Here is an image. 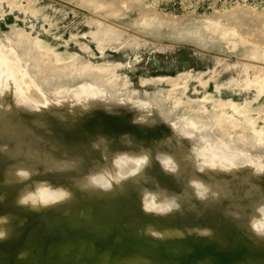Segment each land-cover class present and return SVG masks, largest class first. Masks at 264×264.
I'll list each match as a JSON object with an SVG mask.
<instances>
[{"label": "rangeland", "instance_id": "rangeland-1", "mask_svg": "<svg viewBox=\"0 0 264 264\" xmlns=\"http://www.w3.org/2000/svg\"><path fill=\"white\" fill-rule=\"evenodd\" d=\"M7 1L0 0V13L4 12L0 14V143L8 145L12 155H19L13 159L0 154V179L15 166H27L55 169L34 179L71 186L70 176L77 173H61L56 168L68 157H83L79 174L86 172L99 157L90 150L98 135L115 138V150L122 147L119 137L124 133L150 146L153 140L171 136L172 129L181 140L176 156L185 180L195 175L193 162L187 159L192 147L223 167L241 158L249 164L264 163V155L253 156L254 150L247 149L250 140L264 132V91H260L264 0ZM62 63H69L67 72ZM74 66L84 74L81 68L75 72ZM101 69L105 71L97 72ZM113 82L119 85L112 86ZM53 102L65 105L49 109ZM131 104L150 107L160 123L155 127L133 124V113L123 106ZM245 105L250 109L242 112ZM58 138L73 145L72 149ZM148 172L170 190L181 191L159 164L154 163ZM248 172L249 168L241 169V175ZM208 175L213 176L211 169ZM256 182L264 184V179ZM217 183L232 185L237 195L241 191L227 178ZM128 186L133 194L77 192L66 205L31 214L14 205L23 186L0 183V193L7 197L0 204V214L15 216L12 237L0 242V264H264L260 252L264 242L249 238L245 221L237 226L224 215L230 201L212 205L199 217L189 212L158 218L141 211L135 187ZM21 220L26 223L21 225ZM150 224L161 229L209 226L215 230L213 239L227 244L217 245L212 238L196 235L177 238V232L169 233L171 238H153L143 233ZM21 252L24 259L19 258Z\"/></svg>", "mask_w": 264, "mask_h": 264}, {"label": "clouds", "instance_id": "clouds-1", "mask_svg": "<svg viewBox=\"0 0 264 264\" xmlns=\"http://www.w3.org/2000/svg\"><path fill=\"white\" fill-rule=\"evenodd\" d=\"M17 105L30 113H40L38 109ZM63 105L65 104L58 105L53 102L49 109L60 108ZM123 106H127L133 113V124L155 127L160 123L155 120L154 112L148 106L137 104ZM105 107L110 113L115 110ZM56 115L64 119L59 113ZM161 122L167 124V121ZM172 130L171 136L153 140L150 146L138 141L131 133H124L119 137V145L122 147L115 150L113 149L115 138L98 135L91 141L90 150L99 153V157L86 172L79 174L85 163L83 157H68L56 170L61 173H77L70 176L71 186L54 183L51 179H34L41 175L40 169L27 166H15L10 172H6L3 183L9 186L22 185L16 195L15 205L34 213L66 205L74 200L77 192L111 194L117 190L123 192L128 185L135 187L141 211L158 218L184 216L189 212L199 217L212 205L227 200L230 203L224 209V215L237 222V226L239 222L245 221V232L249 238L264 242V184L256 182L264 179V163L237 162L223 167L204 159L197 149L192 147L187 159L193 162L195 175H189L185 180V174L176 156L177 149L181 147V140L175 129ZM0 154L12 155L9 146L4 143H0ZM18 155H12V158L17 159ZM20 163L22 164L23 161L21 160ZM154 163L159 164L165 175L175 178L181 186V191L170 190L158 177L148 172ZM244 168H249L250 172L241 175V169ZM209 169L213 171V176L208 175ZM217 172L220 175H216ZM221 178H227L234 185L239 186L241 189L239 195L232 185L225 187L217 183ZM6 199V195L0 193V204ZM20 223L23 225L26 220H21ZM12 224L11 213L0 214V242L12 237ZM172 232L179 233L177 238H184L187 235L202 238L215 236L212 227L199 224L188 226L186 229H161L150 224L143 229L145 235L158 239L171 238L168 234ZM24 256L23 252L19 254L20 259H24Z\"/></svg>", "mask_w": 264, "mask_h": 264}, {"label": "bare ground", "instance_id": "bare-ground-1", "mask_svg": "<svg viewBox=\"0 0 264 264\" xmlns=\"http://www.w3.org/2000/svg\"><path fill=\"white\" fill-rule=\"evenodd\" d=\"M9 1H10V0H9ZM9 1H7V2H9ZM9 3H10V2H9ZM10 5H11V4H10ZM12 6H13V5H12ZM3 13H4V12H3ZM3 13H2V14H3ZM0 14H1V13H0ZM2 14H1V15H2ZM240 15H241V14H240ZM233 16H234V15H233ZM238 17H240V16H238ZM241 17H242V16H241ZM234 20H235V19H234ZM239 20H241V19H239ZM239 20H238V21H239ZM245 21H246V20H245ZM240 22H241V21H240ZM247 22H249V21H247ZM252 23H253V22H252ZM254 23H255V22H254ZM248 24L251 25V23H248ZM240 25H242V24H240ZM250 25H248V27H249ZM252 25H253V24H252ZM252 25H251V26H252ZM257 25H258V24H257ZM11 26H12V25H11ZM11 26H10V27H11ZM13 26H14V25H13ZM243 26H244V25H243ZM245 26H246V22H245ZM252 27H253V26H252ZM13 28H14V27H13ZM15 28H16V27H15ZM239 28H240V27H239ZM253 28L255 29L256 27H253ZM253 28H251V29H253ZM242 29H244V28H242ZM242 29H241V30H242ZM247 29H248V28H247ZM254 29H253V30H254ZM257 29L259 30V28L257 27L254 31H256ZM10 30H11V29H10ZM248 30H249V29H248ZM253 30H252V33H253ZM19 31H20V30H19ZM14 32H15V31H14ZM14 32H13V30H12V34H14ZM248 32H249V31H248ZM259 32H260V31H258V33H259ZM261 32L264 33V31H261ZM261 32H260V33H261ZM18 33H21V32H18ZM100 33H101V32H100ZM252 33H251V36H252ZM12 34H11V37H12ZM15 34H16V33H15ZM15 34H14V35H15ZM22 34H24V33H22ZM22 34H21V35H22ZM103 34H104V33H103ZM105 34H107V33H105ZM249 34H250V32H249ZM256 34H257V33L255 32V34H253V36H255ZM96 35H97V34H96ZM258 35H259V34H258ZM263 35H264V34H262V36H263ZM26 36H27V35H26ZM102 36H103V35H102ZM104 36H105V35H104ZM6 37H7V35H6ZM20 37H21V36H20ZM20 37H18V38H20ZM24 37H25V36H24ZM22 38H23V37H22ZM25 38H26V37H25ZM253 38H255V37H253ZM261 38H262V37H260V39H261ZM263 38H264V37H263ZM263 38H262V39H263ZM15 39H17V38H15ZM20 39H21V38H20ZM20 39H17V40H20ZM23 39H24V38H23ZM28 39H30V37H29ZM37 39H38V37H37ZM106 39H107V38H106ZM255 39H256V38H255ZM257 39H258V38H257ZM262 39H261V40H262ZM1 40H2V39H1ZM31 40H32V39H31ZM4 41H5V40H4ZM12 41H13V40H12ZM22 41H24V40H21V42H22ZM25 41H26V40H25ZM28 41H29V40H28ZM37 41H38V40H37ZM40 41H41V40H40ZM34 42H35V41H34V39H33V44H34ZM262 42H263V40H262ZM1 43H2V42H1ZM24 43H25V42H24ZM31 44H32V42H31ZM29 45H30V44H29ZM34 45H36V43H35ZM32 46H33V45H32ZM38 46H39V43H38ZM24 48H25V47H23V49H24ZM28 48H29V47H27V49H28ZM35 48H36V46H35ZM35 48H33V49H34L36 52L40 49V48H38V50H37V49H35ZM4 49H5V47H4ZM27 49H26V51H27ZM29 49H30V48H29ZM31 49H32V47H31ZM31 49H30V50H31ZM20 50H22V49H20ZM24 50H25V49H24ZM30 50H29V51H30ZM52 50H53V49H52ZM26 51H25V52H26ZM55 51H56V50H55ZM25 52H24V53H25ZM27 52H28V51H27ZM40 52H41V51H40ZM42 52H43V51H42ZM42 52H41V53H42ZM44 52H45V51H44ZM52 52H53V51H52ZM31 53H32V52H31ZM56 53H57V52H56ZM10 54H11V53H10ZM29 54H30V53H29ZM46 54H47V52H46ZM48 54L50 55V53H48ZM51 54H52V53H51ZM59 54H60V52H59ZM63 54H64V53H63ZM22 55H23V54H22ZM42 55H43V54H41V56H42ZM56 55H57V54H56ZM27 56H29V55H27ZM23 57H24V56H23ZM45 57H46V56L44 55V58H45ZM58 57H59V56H57V58H58ZM60 57H61V56H60ZM17 58H18V57H17ZM27 58H28V57H27ZM38 58L41 59L40 56H38ZM31 59H32V58H31ZM46 59H47V58H46ZM51 61H52V60H51ZM51 61H50V62H51ZM38 62H39V61H38ZM68 64H69V63H68ZM68 64H66L65 66L67 67ZM73 64H74V63H73ZM62 65H63V63H62ZM71 65H72V64H71ZM48 66H49V65H48ZM57 66H58V65H56V67H57ZM63 66H64V65H63ZM65 66H64V67H65ZM68 66H69V65H68ZM61 67H62V66H61ZM72 67H73V66H72ZM76 67H78V65H76ZM58 68H59V66H58ZM62 68H63V67H62ZM62 68H61V69H62ZM68 68H69V67H67V68H66L67 70H66V71L64 70V71L67 72V71L69 70ZM70 68H71V67H70ZM74 68H75V66H74ZM80 68H81V67H80ZM80 68H78V69H80ZM64 69H65V68H64ZM76 69H77V68H75V70H76ZM78 69H77L76 71H75L74 69H73V70H74L75 72H79ZM263 69H264V68H263ZM38 70H39V69H38ZM51 70H52V69H51ZM53 70L55 71V68H54ZM57 70H58V69H56V71H57ZM70 70H72V69H70ZM80 70L82 71V68H81ZM106 70L108 71V69H106ZM74 71H73V72H74ZM98 71H105V70L101 69V70H97V72H98ZM107 71L104 72V73H107V74H108ZM261 71H262V70H261ZM52 72H53V71H52ZM57 72H58V71H57ZM73 72H72V73H73ZM82 72H83V71H82ZM82 72H80V73H82ZM84 72H85V71H84ZM84 72H83V74H84ZM97 72H96V73H97ZM109 72H110V71H109ZM61 73H63V72H61ZM61 73L59 72L60 75H61ZM101 73H103V72H101ZM110 73H111V72H110ZM56 74H57V73H56ZM63 74H64V73H63ZM78 74H79V73H78ZM88 74H89V73H88ZM88 74H85V75L87 76ZM258 74H259V73H258ZM261 74H262V73H261ZM261 74H260V75H261ZM65 75H66V74H65ZM67 75H68V74H67ZM74 75H76V74H74ZM79 75H81V74H79ZM85 75H84V76H85ZM94 75H95V74H94ZM97 75H100V74L98 73ZM101 75H102V74H101ZM101 75H100V76H101ZM104 75H106V74H104ZM51 76H52V75H51ZM54 76H55V75H54ZM68 76H69V75H68ZM76 76H77V75H76ZM82 76H83V75H82ZM95 76H96V75H95ZM95 76H94V77H95ZM108 76H109V75H108ZM42 77H43V76H42ZM74 77H75V76H74ZM90 77H92V75L89 76V78H90ZM94 77H93V79H94ZM98 77H99V76H98ZM106 77H107V76H106ZM106 77H105V78H106ZM109 77H110V76H109ZM259 77H260V76H259ZM95 78H97V77H95ZM113 78H114V77H113ZM49 79H50V78H49ZM56 79H57V78H56ZM61 79H62V78H61ZM64 79H65V78H64ZM82 79H83V78H82ZM111 79H112V78H111ZM111 79H110V80H107V81H109V82L111 83ZM260 79H261V77H260ZM94 80H95V79H94ZM94 80H92V81H94ZM96 80H97V79H96ZM98 80H99V78H98ZM101 80H102V79H101ZM101 80H100V81H101ZM156 80H157V79H156ZM169 80H170V79H169ZM261 80H262L261 85H263V86H262L263 88H261V85H260V88H261V89H260V88H259V89H260V91L262 92V91H264V90H263V89H264V78L261 79ZM261 80H260V81H261ZM103 81H104V80H102V85H103ZM251 81H253V80H250L249 83H251ZM36 82H37V81H36ZM54 82H55V81H54ZM97 82L99 83V81H97ZM104 82H105V81H104ZM100 83H101V82H100ZM100 83H99V84H100ZM110 83H109V84H110ZM63 84H64V83H63ZM65 84H66V83H65ZM105 84H106V83H105ZM105 84H104V85H105ZM107 84H108V83H107ZM109 84L107 85V87L109 86ZM111 85H112V86H113V85L115 86L116 84L113 82V84H111ZM111 85H110V87H111ZM118 85H119V84H118ZM118 85H116V86H118ZM32 86H33V85H32ZM59 86H60V85H59ZM35 87H36V86H35ZM57 87H58V86H57ZM63 87H64V86H63ZM105 87H106V86H105ZM110 87H109V88H110ZM120 88H121V87H120ZM36 90H37V89H36ZM32 91H33V90H32ZM111 91H112V90H111ZM113 91H114V89H113ZM131 91H132V90H131ZM115 92H116V90H115ZM119 92H120V91H119ZM117 93H118V92H117ZM135 93H136V92H135ZM135 93L132 94V95L135 96ZM113 94H115V93H113ZM109 95H110V94H109ZM132 95H131V96H132ZM157 95H158V94H157ZM206 95H207V94H206ZM32 96H33V95H32ZM117 96H118V95H117ZM154 96L156 97V95H154ZM36 97H37V96H36ZM42 97H43V96H42ZM155 97H154V98H155ZM167 97H168V96H167ZM158 98H159V97H158ZM209 98H210V97H209ZM212 98H213V97H212ZM40 99H41V98H40ZM42 99H43V98H42ZM207 99H208V98H207ZM155 100H156V99H155ZM155 100H154V101H155ZM157 100H158V99H157ZM157 100H156V101H157ZM181 100H182V99H181ZM222 101H223V100H222ZM227 101L230 102L229 104H230L231 106H235V105H236V104L232 103L231 100H227ZM155 103H156V102H155ZM215 103L217 104L218 102H215ZM220 103H221V102H220ZM157 104H158V103H157ZM176 104H178V103H176ZM196 104L198 105V103H196ZM216 104H215V105H216ZM223 104H224V103H223ZM226 104H227V103H226ZM229 104H228V105H229ZM162 105H163V104L161 103V106H162ZM180 105H182V102L180 103ZM180 105H179V106H180ZM238 105H239V104H238ZM199 106H200V104H199ZM231 106H230V107H231ZM158 107H159V105H158ZM200 107H201V106H200ZM223 107H224V106H223ZM235 107H236V108H239L238 106H235ZM240 107H241V106H240ZM189 108H191V107H189ZM218 108H219V107H218ZM159 109H160V108H159ZM234 109H235V108H234ZM241 109H242V112H243V111L245 112V111H248L247 109H250V108H247V106L245 105V106H243ZM169 110H170V109H169ZM191 110L193 111L192 108H191ZM220 110H221V109H220ZM220 110H218V111H220ZM171 111H172V110H170V112H171ZM205 111H206V110H205ZM216 111H217V110H216ZM236 112H237V111H236ZM216 113H217V112H216ZM216 113H215V114H216ZM221 113H222V111H221ZM221 113H220V115H221ZM224 113H225V112H224ZM247 113H248V112H247ZM213 114H214V113H213ZM215 114L212 115V116H215V117H216L217 115H215ZM237 114H239V113H237ZM242 114H243V113H242ZM197 115H198V114H197ZM232 115H233V114H232ZM246 115H248V114H246ZM165 116H166V115H165ZM221 116H222V115H221ZM240 116H241V115H240ZM249 116H250V115H249ZM199 117H200V116H199ZM203 117H204V116H203ZM222 117H223V116H222ZM233 117H234V116H233ZM242 117H243V116H242ZM217 118H218V116H217ZM230 118H231V116H230ZM235 118L237 119V117H235ZM240 118H241V117H240ZM236 119H233V120H236ZM251 119L253 120L252 117L250 118V120H249V119H248V120L251 121ZM248 120H247V121H248ZM165 121H166V120H165ZM209 121H210V120H209ZM237 121H238V120H237ZM240 121H241V120H240ZM244 121H245V120H244ZM255 121H256V120H255ZM199 123H200V122H199ZM201 123H202V122H201ZM239 123H240V122H239ZM250 123H251V122H250ZM252 123H253V122H252ZM209 124H210V123H209ZM211 124H212V123H211ZM214 124H215V122H214ZM203 125H205V124L203 123ZM207 125H208V124H207ZM215 125H216V124H215ZM255 125H256V123H255ZM201 126H202V125H201ZM225 126H226V125H225ZM246 126H247V125H246ZM246 126H245V128H246ZM251 126H252V125H251ZM249 127H250V126H249ZM245 128H244V129H245ZM254 128H255V127H254ZM250 130H251V129H249L248 131L251 132ZM259 130H260V129H259ZM254 131H255V129H254ZM213 132H214V131H213ZM256 133H257V131H256ZM252 134H253V133H252ZM246 135H249V133H247ZM246 135H245V136H246ZM245 136H243V137H244V139L246 140V143H247V142H249V141H247V140H248V136H247V138H245ZM249 136H250V135H249ZM243 137H242V138H243ZM249 138H250V137H249ZM242 140H243V139H242ZM47 142H48V141H47ZM58 142H60L61 144H65V145L68 144V143H66V141H63V140H61V139H59V138H58ZM236 142H237V141H236ZM244 143H245V142H244ZM244 143H243V144H244ZM241 144H242V143H241ZM225 145H226V146L228 145L229 148H230V147L232 148V146H233V145L230 146L229 144H225ZM248 145H249V146H248ZM248 145H246V146H248L247 149L249 148V150H254V151L252 152V155H253V156H256V157H257V156L264 155V132H263V131L258 132L257 135H256V137L253 138L252 140H250V143H248ZM72 146H73V145H72ZM72 146L68 144V147L71 148V149H72ZM226 146H225V148L228 147V146H227V147H226ZM237 147H238V146H237ZM240 147H241V146H240ZM231 148H230V149H231ZM242 148H243V147H242ZM227 149H228V148H227ZM249 150H248V151H249ZM223 151H224V150H223ZM65 153H66V152H65ZM45 156H46V155H45ZM243 157L245 158V156H243ZM260 158L262 159V157H260ZM242 159H243V158H241V161H240L241 163H243V161H244V159H243V161H242ZM245 159H246V158H245ZM236 162H237V161H236ZM236 162H235V163H236ZM238 162H239V161H238ZM59 166H60V165H59ZM55 168H56V167H55ZM68 182H69V181H68ZM69 183H70V182H69ZM66 185H69V184H66ZM69 186H70V185H69ZM118 191H120V190H118ZM124 191H125V192H130L131 194L134 193L133 190H132V188L129 187V186H127L126 189H125ZM76 196H77V195H76ZM12 215H14V214H12ZM13 217H15V216H13ZM171 228H173V227H171ZM174 228H177V227H174ZM163 229H164V228H163ZM217 236H218V235H217ZM218 237H219V236H218ZM213 238H214V237H213Z\"/></svg>", "mask_w": 264, "mask_h": 264}, {"label": "water", "instance_id": "water-1", "mask_svg": "<svg viewBox=\"0 0 264 264\" xmlns=\"http://www.w3.org/2000/svg\"><path fill=\"white\" fill-rule=\"evenodd\" d=\"M56 169H58V168H56ZM48 170H51V169H45V170H41V172H44V171H48ZM52 170H55V169H52ZM0 183H3V179H0ZM135 195V194H134ZM136 196V195H135ZM14 205H15V202H14ZM16 206V205H15ZM16 208L17 209H22L23 210V208H19V207H17L16 206ZM31 214L32 213H34V212H31L30 210H28ZM35 214V213H34ZM63 215H68V213L67 212H64V214ZM84 219V218H83ZM18 221V220H17ZM234 233V232H233ZM238 233H240V232H238ZM213 239V238H212ZM213 241H214V243L215 244H217V245H221V246H225L226 244H227V242H222V241H217V240H215V239H213ZM259 247V246H258ZM260 252L264 255V247H260ZM248 253H250V252H248Z\"/></svg>", "mask_w": 264, "mask_h": 264}]
</instances>
